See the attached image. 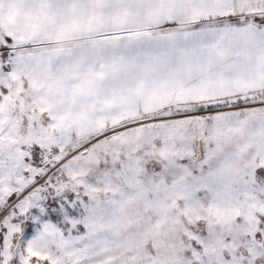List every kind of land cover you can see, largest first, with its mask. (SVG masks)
Listing matches in <instances>:
<instances>
[{
  "label": "snow or ice",
  "instance_id": "6c2138e0",
  "mask_svg": "<svg viewBox=\"0 0 264 264\" xmlns=\"http://www.w3.org/2000/svg\"><path fill=\"white\" fill-rule=\"evenodd\" d=\"M0 264H264V0H0Z\"/></svg>",
  "mask_w": 264,
  "mask_h": 264
}]
</instances>
